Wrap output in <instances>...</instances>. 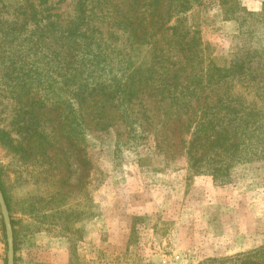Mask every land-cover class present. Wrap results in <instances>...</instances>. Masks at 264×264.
Returning <instances> with one entry per match:
<instances>
[{
	"label": "rangeland",
	"instance_id": "obj_1",
	"mask_svg": "<svg viewBox=\"0 0 264 264\" xmlns=\"http://www.w3.org/2000/svg\"><path fill=\"white\" fill-rule=\"evenodd\" d=\"M239 1L251 14L242 12L235 20L226 18L219 0H192L193 9L178 32L195 25L192 32L197 31L205 66L209 57L215 58V66H225L235 51L264 46V0ZM130 2L0 0V180L18 220L14 264H209L211 258L218 259L214 264H231L226 257L264 245V160L239 164L228 183H213L210 177L190 180L183 201L181 190L172 194L171 180H165L156 195L164 202L173 197L180 205L164 204L156 212L141 214L127 245L125 233L135 216L127 211L132 198L154 200L150 186L154 172L188 168L187 158H165L155 132L136 133L122 119L104 131L82 126L90 133L77 142L80 107L65 84L66 92L63 72H51L56 56L50 51L47 30L39 28L47 19L70 25L84 12L112 48L123 47L128 33L117 18L121 11H131ZM169 7L166 0L162 13L147 15V20L161 23V15L167 18L172 13ZM35 11L39 27L27 19ZM185 70L191 73L189 66ZM61 91L65 101L58 97ZM234 92L264 108V99L241 84ZM143 98L140 107L151 108L157 123L153 95ZM78 148H85V154ZM139 169L147 183L129 180ZM1 217L0 264H7Z\"/></svg>",
	"mask_w": 264,
	"mask_h": 264
},
{
	"label": "trees",
	"instance_id": "obj_2",
	"mask_svg": "<svg viewBox=\"0 0 264 264\" xmlns=\"http://www.w3.org/2000/svg\"><path fill=\"white\" fill-rule=\"evenodd\" d=\"M165 1L132 0V12H120L117 20L128 33V41L119 48L106 42L95 20L89 21L84 12L70 25L47 19L39 29L47 30L50 51L56 56L51 72H63L64 85L72 89L78 101L81 128L75 134L77 142L90 133L83 129L85 125L104 131L122 119L135 127L136 133L140 129L146 134L155 132L156 145L165 158L186 156L193 176L210 175L216 182L228 183L232 169L239 164L264 160V108L234 92L235 86L241 84L264 99V46L235 51L225 66H215V58L209 57L205 66L197 31L192 32L195 25L188 26L184 33L178 32L193 9L192 0H168V12L172 13L167 18L161 15L159 24L147 20V15L162 13ZM219 1L227 19L240 20L242 12L251 14L239 0ZM227 9L232 10L231 15ZM37 13H29L32 18L27 19L39 27ZM172 20L174 24L169 25ZM187 66L191 73L185 70ZM105 75L111 76L104 78ZM148 94L158 105L157 123L153 122L157 116L151 108L140 107ZM58 95L65 101L62 91ZM136 102L140 108H136ZM146 121L148 127L144 126ZM137 123H141L140 128ZM24 129L28 131L29 126ZM78 149L85 154V148ZM170 153L173 155L168 156ZM0 186L10 212L16 253L18 220L1 180ZM141 217L135 215L132 219L128 244ZM1 221L6 230L3 217ZM209 260L214 264L218 259ZM225 260L231 264H264V245Z\"/></svg>",
	"mask_w": 264,
	"mask_h": 264
},
{
	"label": "crops",
	"instance_id": "obj_3",
	"mask_svg": "<svg viewBox=\"0 0 264 264\" xmlns=\"http://www.w3.org/2000/svg\"><path fill=\"white\" fill-rule=\"evenodd\" d=\"M165 168H163L161 171H155L152 178H153V184H151V190L154 192L155 194V199L154 200H149L148 198H145V196H141V195H137V197L132 198L133 202H131L130 208L127 209L128 212L131 211V214H144V213H149V212H156L157 209H159V207H164V204H173L176 206L180 205L179 201H172L173 197H170L169 200H167L166 202H164L163 197H158V193L156 195V188H163V183L165 182V180L170 179L171 180V192L173 194L174 190H176L177 192L181 190V197L180 200L183 201L184 197L186 195L187 192V188L190 185V180H192L191 182H195L196 180H200L201 178L204 177H210L211 181L213 183H215L214 179L212 176H192L190 179V172H189V168H182V169H178L177 172L175 171H169V170H164ZM140 172V174H139ZM143 171L139 169V171H137L138 175L135 173V176L131 178H129V180L131 182H134V180H139L140 183L144 184L147 183V181H145L146 179L142 177L141 173ZM160 177L161 180L160 181ZM167 177V178H166ZM159 183V186H157V184ZM162 183V184H161ZM161 184V185H160ZM145 186V185H142ZM148 199V200H147ZM157 208V209H156ZM134 217V216H133ZM133 217L131 218V221L133 219ZM131 234V228L129 231H127L125 233L126 237L129 238ZM128 241L129 239H126V243L128 245Z\"/></svg>",
	"mask_w": 264,
	"mask_h": 264
},
{
	"label": "water",
	"instance_id": "obj_4",
	"mask_svg": "<svg viewBox=\"0 0 264 264\" xmlns=\"http://www.w3.org/2000/svg\"><path fill=\"white\" fill-rule=\"evenodd\" d=\"M0 210L5 224L6 237L8 243L7 264H14L15 249H14L13 227H12L9 208L7 206V202L4 193L1 189V186H0Z\"/></svg>",
	"mask_w": 264,
	"mask_h": 264
}]
</instances>
